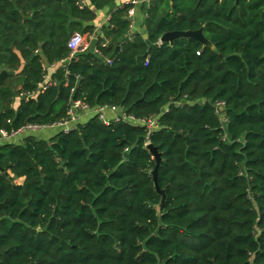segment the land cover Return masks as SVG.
Segmentation results:
<instances>
[{"label":"trees","instance_id":"trees-1","mask_svg":"<svg viewBox=\"0 0 264 264\" xmlns=\"http://www.w3.org/2000/svg\"><path fill=\"white\" fill-rule=\"evenodd\" d=\"M111 1L0 0L13 71L0 129L57 123L73 100L156 122L93 115L1 143L0 264H264V0H154L146 38L117 7L94 49L66 61L69 36ZM199 28L210 45L160 43Z\"/></svg>","mask_w":264,"mask_h":264},{"label":"built area","instance_id":"built-area-1","mask_svg":"<svg viewBox=\"0 0 264 264\" xmlns=\"http://www.w3.org/2000/svg\"><path fill=\"white\" fill-rule=\"evenodd\" d=\"M154 0H124L121 7L127 6V18H130V14L132 12V7L142 3L149 5ZM84 1L81 2L83 4ZM96 38L97 37H93ZM92 38V39H93ZM89 40L86 39L85 35L81 32H74L71 34L66 42V46L69 49L70 53L67 57V60H71L75 57L76 53L83 52L89 47ZM102 46H105L106 43L102 42ZM98 52V50H95ZM106 63H111L110 59L105 58ZM50 85V82L48 81V78L46 82L40 83L39 88L43 91ZM82 111H91L94 115H97L101 122L103 124L108 125L112 121H118L122 120L125 122H128L132 125H143L145 124L149 129L155 127V120H149L147 122L139 119H135L130 115H127L123 109L114 107V106H103V107H89L86 104L82 103L80 100H73L70 104V107L67 111V117L59 121L57 123L53 124H47V125H37V124H31L27 123L23 125L22 127L18 128L17 130H13L11 132H7L4 129H0V144L4 142H8L9 139L17 137L19 135L24 134L27 131H34V130H41L45 128H57L58 131L63 132H69L76 124L79 123V113ZM106 111H112L114 116L111 118H108L106 116Z\"/></svg>","mask_w":264,"mask_h":264},{"label":"crops","instance_id":"crops-1","mask_svg":"<svg viewBox=\"0 0 264 264\" xmlns=\"http://www.w3.org/2000/svg\"><path fill=\"white\" fill-rule=\"evenodd\" d=\"M124 0H112L108 5L104 6L101 9H98L95 11V17L93 20L88 21V22H83L82 25H89L92 27V31L90 33L88 32H81L85 35L86 39L90 40L93 37L99 38V36H102L101 34V27L103 25H106L108 23V19L110 15L116 10L117 7H121L122 3ZM141 1V0H139ZM148 5L139 3L135 6L132 7V12L130 14V30H129V35H132V33H139L142 34L143 37L146 38V33H145V27H144V19L146 16V8ZM94 114L91 111H82L79 113V123H84L86 122L89 118H91ZM106 116L108 118H111L114 116L112 111H106ZM43 137L44 139H47L53 135L50 134V132ZM27 134H22L17 137L11 138L8 140L9 143H14L18 144L22 141V139L26 136Z\"/></svg>","mask_w":264,"mask_h":264},{"label":"water","instance_id":"water-1","mask_svg":"<svg viewBox=\"0 0 264 264\" xmlns=\"http://www.w3.org/2000/svg\"><path fill=\"white\" fill-rule=\"evenodd\" d=\"M179 37H188V38H192L197 40L198 42L202 43V44H206V45H210V42L205 38L204 34H203V29L199 28L197 30H185V31H167L165 33H163L160 37V43L162 42H169L172 43L173 40L175 38H179ZM97 39L93 38L90 40V44H89V50H93L94 49V45L96 44ZM40 57L42 58L43 62L45 65H47V61L45 60V58L43 57V55L41 54ZM0 80H2L6 75H11L13 74V71H6L4 68V65L0 66ZM218 109L221 111L222 107L219 106ZM147 149L149 150V152L153 155L155 162H156V166L155 168L151 171V174L153 176V182H154V186L155 189L158 193L161 194L162 198L164 197L163 191L159 189L157 182H156V174H157V167L160 163L161 157H160V153L157 151V148H155L152 144L148 143L147 144Z\"/></svg>","mask_w":264,"mask_h":264},{"label":"rangeland","instance_id":"rangeland-1","mask_svg":"<svg viewBox=\"0 0 264 264\" xmlns=\"http://www.w3.org/2000/svg\"><path fill=\"white\" fill-rule=\"evenodd\" d=\"M18 99L16 98L14 103L17 101ZM46 132H50V134H55L56 132H58V129L57 128H45V129H41V130H34V131H27L25 132L24 134H31V135H34L38 138H43L45 137V135L49 134V133H46Z\"/></svg>","mask_w":264,"mask_h":264}]
</instances>
